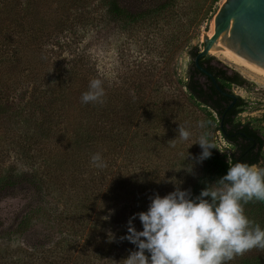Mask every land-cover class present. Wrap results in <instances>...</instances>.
Returning a JSON list of instances; mask_svg holds the SVG:
<instances>
[{
	"label": "trees",
	"instance_id": "1",
	"mask_svg": "<svg viewBox=\"0 0 264 264\" xmlns=\"http://www.w3.org/2000/svg\"><path fill=\"white\" fill-rule=\"evenodd\" d=\"M176 1L0 0V202L25 195L29 203L9 227L0 222V264H124L136 250L121 240L127 234L124 216L147 211L151 198L166 196L176 183L170 174L169 181L154 183L157 168L132 163L147 154L155 125L186 102L210 111L205 133L215 148L203 161L202 148L186 159L179 170L181 190L187 185L195 199L217 185L232 163L264 167L263 127L240 120L248 109L244 99L236 97L230 108L232 86H250L239 73L209 56L199 62L212 77L205 75L195 63L200 49L191 46L186 77L174 69L172 93L157 88L154 100L153 69L134 71L128 83L122 75L110 83L84 51L92 34L157 27L172 17ZM183 44L177 34L172 37L171 54L184 50ZM94 78L104 81V103L83 104L81 95ZM217 134L229 152L215 141ZM95 153L106 168L92 165ZM55 199L63 207L52 206ZM244 208L264 228V202ZM134 224L142 230L138 218ZM36 225L46 234L22 246ZM249 256L237 264H264V257Z\"/></svg>",
	"mask_w": 264,
	"mask_h": 264
},
{
	"label": "rangeland",
	"instance_id": "2",
	"mask_svg": "<svg viewBox=\"0 0 264 264\" xmlns=\"http://www.w3.org/2000/svg\"><path fill=\"white\" fill-rule=\"evenodd\" d=\"M224 2L225 0H219L217 3L215 0H177L175 2L176 11L172 17L162 20L157 27L145 26L135 30L122 28V32L112 29L99 35L92 34L84 43V51H87L93 58V64L96 66L100 78L103 77L110 83L117 81L120 75H122V82L128 83L131 81L134 71L140 68L153 69V74L156 76L152 86L154 88L153 98L154 100L158 99L160 93L155 90L157 88L161 93H166V91L172 93L169 87H171L170 81H172L170 75L173 74L174 69L180 76L186 77L191 62L188 49L191 46L198 47L200 51L204 48V37L209 34L214 18ZM176 15L180 16L178 18L181 19V24L176 21ZM175 22L177 26H173ZM169 26L174 27V34L170 32L172 29L169 30ZM156 29L159 33H154ZM176 34L180 40L184 41V50H178L172 55L169 44ZM210 57H214L216 62L239 73L243 79L250 83V86L246 87L232 86L231 90L236 97L244 99L248 106L247 111L240 115V120L243 123L253 122L255 127H263L264 134V122L262 121L264 117V79H260L219 56L211 54ZM203 108L195 104L191 105L190 102H186L183 109L175 108V111L170 112L163 118L164 120H160V124L155 125L153 131H150L151 146L148 148L147 154L141 159L138 158L137 163L132 164L153 165L157 168L153 179L154 183L163 182L169 177V174L175 182H181V179H178L181 174L179 170L186 159L192 158L194 153L200 150L199 138L206 134L210 124L208 115L210 111ZM200 122L204 123L203 128L199 127ZM179 127L191 132L189 140L184 141L178 138ZM215 141L223 151H230L231 146L224 141L220 134H217ZM171 177L166 180L169 181ZM186 186H182L184 188L182 190L187 191L188 186ZM52 202L59 206L61 204L57 203L56 199L51 200L50 203ZM53 203L52 206H54ZM28 205L25 195L17 198L6 197L2 200L0 202V222L4 223L3 229L9 227L14 221V215ZM112 215L113 211H110L104 217L108 219ZM123 219H125L124 224H128L127 216H124ZM32 229L23 238L22 246H30L33 244L31 238L46 234V230L41 225H36ZM250 253L252 258L264 257V249L256 248L242 256H237L229 264H237L249 258Z\"/></svg>",
	"mask_w": 264,
	"mask_h": 264
},
{
	"label": "clouds",
	"instance_id": "3",
	"mask_svg": "<svg viewBox=\"0 0 264 264\" xmlns=\"http://www.w3.org/2000/svg\"><path fill=\"white\" fill-rule=\"evenodd\" d=\"M105 97L104 81L94 78L81 102L103 104ZM204 126L200 122L199 127ZM190 137L189 130L179 127L180 140ZM198 144L203 149L200 161L209 158L210 149L215 147L208 134L201 135ZM91 163L97 169L107 167L100 153L91 156ZM172 183L174 191L163 197L156 194L147 211L129 219L127 234L121 240L136 250L123 260L124 264H229L252 249H264V228L250 220L244 208L249 202H264L261 164H230L217 185L201 191L195 199L189 191L181 190L180 182ZM137 218L142 230L135 227Z\"/></svg>",
	"mask_w": 264,
	"mask_h": 264
},
{
	"label": "water",
	"instance_id": "4",
	"mask_svg": "<svg viewBox=\"0 0 264 264\" xmlns=\"http://www.w3.org/2000/svg\"><path fill=\"white\" fill-rule=\"evenodd\" d=\"M212 31V37H204V48L195 59L202 73L212 77L199 62L211 56L217 43L242 61L264 70V0H225L214 18ZM227 96L234 99L232 108L236 96Z\"/></svg>",
	"mask_w": 264,
	"mask_h": 264
},
{
	"label": "bare ground",
	"instance_id": "5",
	"mask_svg": "<svg viewBox=\"0 0 264 264\" xmlns=\"http://www.w3.org/2000/svg\"><path fill=\"white\" fill-rule=\"evenodd\" d=\"M213 24H214V22L212 23L211 30L208 34L209 37H212V35H213V31H212ZM211 54L219 56V57L231 62L232 64L248 71L249 73L258 76L260 79H264V70L262 68H260L256 65L247 63L245 61H242L241 59H239L238 57L233 55L231 52H229L225 48L219 46L218 43L216 45H214V47L211 49Z\"/></svg>",
	"mask_w": 264,
	"mask_h": 264
}]
</instances>
